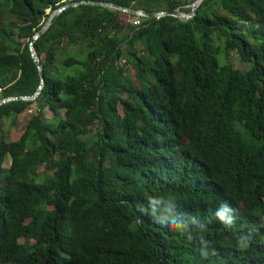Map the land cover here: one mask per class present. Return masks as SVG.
<instances>
[{"label": "trees", "instance_id": "16d2710c", "mask_svg": "<svg viewBox=\"0 0 264 264\" xmlns=\"http://www.w3.org/2000/svg\"><path fill=\"white\" fill-rule=\"evenodd\" d=\"M78 1L191 0H0V98L34 92L28 42ZM119 14L57 13L32 41L38 95L0 104V264H264V0H201L185 21Z\"/></svg>", "mask_w": 264, "mask_h": 264}, {"label": "water", "instance_id": "95a60500", "mask_svg": "<svg viewBox=\"0 0 264 264\" xmlns=\"http://www.w3.org/2000/svg\"><path fill=\"white\" fill-rule=\"evenodd\" d=\"M200 1L201 0H191L190 3L188 4L189 11H187V12L180 10L179 7H176L174 9H170V10H158V11L145 12L142 10L131 9V8H128V7H125V6L116 4V3L105 2V1H97V2H95V1H78V2L100 5L103 7L118 10L121 13H125V14L131 15V16H141V17H148V18H152V17L158 18L160 16H172V17H175L179 20L185 21V20L190 19L192 16H194V14L196 12V7ZM78 2L66 3V4L61 5L57 8H55L54 10H52L48 14L47 18L45 19V21L43 22L41 27L33 34V36L31 37V40L28 42V52H29V55H30L33 63L36 66L38 76H39V82H38V85L36 86L34 92L32 94H29V95H15V96H7V97L0 98V104L8 102V101H12V100H32L38 95V93L41 89L42 83H43V79H42L41 68H40L39 63L37 61V56L35 54V50L32 46V41L35 40L47 28L50 21L52 20V18L57 13H59L61 10H63L68 5H74Z\"/></svg>", "mask_w": 264, "mask_h": 264}, {"label": "rangeland", "instance_id": "374dc122", "mask_svg": "<svg viewBox=\"0 0 264 264\" xmlns=\"http://www.w3.org/2000/svg\"><path fill=\"white\" fill-rule=\"evenodd\" d=\"M187 6V5H185ZM119 19H121L123 22H126V23H129V24H135L137 23L134 22V17L132 18H128V16H126L125 13H121L119 14ZM222 57V56H221ZM220 57V58H221ZM225 60V59H224ZM226 60L232 64L234 67H237L238 69L244 71L246 70L248 67H249V64L247 62H243V61H240L239 58L237 57V55L234 53V52H230L226 55ZM219 62L221 63L222 61L219 60ZM117 63L119 65L121 64H125L124 67H125V70L127 73H130L131 72V68L129 66V64L125 63L124 59L123 58H120ZM38 109V106H36L35 104H32L31 107H29L28 109L24 110L22 113L18 114L15 119H14V124H11L9 123L8 120H5L4 121V124H3V130H4V134H6V141H10V140H15L16 138H18V136L20 135V133L22 132V129H23V126L25 124V122L27 121V119L29 118V116L34 113V112H37ZM41 114H42V117L46 120L50 119L51 118V112L46 109L45 107L44 108H41L40 110ZM95 131V126L94 127H91L90 129V132L91 133H94ZM89 134H86V135H83L82 138L83 139H88ZM8 161H9V158H5L4 159V162H3V165L4 166H7L8 164ZM2 264H5V263H2Z\"/></svg>", "mask_w": 264, "mask_h": 264}, {"label": "built area", "instance_id": "2783aa9c", "mask_svg": "<svg viewBox=\"0 0 264 264\" xmlns=\"http://www.w3.org/2000/svg\"><path fill=\"white\" fill-rule=\"evenodd\" d=\"M134 20H135L134 22H136V21H137V20H136V16L134 17Z\"/></svg>", "mask_w": 264, "mask_h": 264}, {"label": "clouds", "instance_id": "9594fccd", "mask_svg": "<svg viewBox=\"0 0 264 264\" xmlns=\"http://www.w3.org/2000/svg\"><path fill=\"white\" fill-rule=\"evenodd\" d=\"M221 215H222V213H221Z\"/></svg>", "mask_w": 264, "mask_h": 264}]
</instances>
